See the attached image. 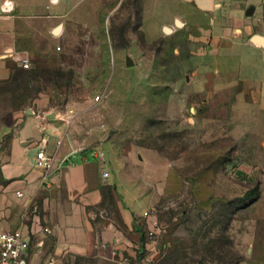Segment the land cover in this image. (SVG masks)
<instances>
[{
	"label": "rangeland",
	"instance_id": "rangeland-1",
	"mask_svg": "<svg viewBox=\"0 0 264 264\" xmlns=\"http://www.w3.org/2000/svg\"><path fill=\"white\" fill-rule=\"evenodd\" d=\"M81 15L56 70L31 66L0 84V127L14 122L13 108L20 118L32 107L101 150L125 199L147 214L137 225L147 248L132 247L125 264H236L228 229L253 194L225 204L217 185L235 167L264 169V141L250 129L261 115L249 93V107L236 100L234 84L252 74L239 49L264 35L263 0H87Z\"/></svg>",
	"mask_w": 264,
	"mask_h": 264
},
{
	"label": "crops",
	"instance_id": "crops-1",
	"mask_svg": "<svg viewBox=\"0 0 264 264\" xmlns=\"http://www.w3.org/2000/svg\"><path fill=\"white\" fill-rule=\"evenodd\" d=\"M86 1L0 0V84L10 82L16 70L23 71L24 57L32 71L56 70L60 55L56 48L71 43L65 36L81 20ZM209 15L214 17V12ZM174 21L176 25L178 20ZM253 35L239 49L240 59L248 58L245 67H253L252 74L238 76L234 84L239 89L236 100L248 106L249 93L250 107L261 115L250 129L257 131L252 135L255 140L263 142L264 46L252 44ZM13 113L14 122L0 127V231L26 236L27 264L51 260L52 264H125L132 247L145 251L147 244L141 242L137 227L145 221L141 218L145 211L125 199L119 172L101 150L72 139L53 112L29 107L20 118L16 108ZM39 147L52 158L49 171L35 166ZM219 179L218 197L225 204L253 194L247 204L234 206L228 229L237 264H264V169L254 172L239 166Z\"/></svg>",
	"mask_w": 264,
	"mask_h": 264
},
{
	"label": "built area",
	"instance_id": "built-area-1",
	"mask_svg": "<svg viewBox=\"0 0 264 264\" xmlns=\"http://www.w3.org/2000/svg\"><path fill=\"white\" fill-rule=\"evenodd\" d=\"M59 50V48H56ZM31 63L27 57L20 60V68L29 70ZM100 100V96L94 98L95 102ZM52 158L45 153L43 147H39L35 155V166L41 170L49 171L52 168ZM107 173H103V177H107ZM147 214L144 213L143 217ZM47 231V230H45ZM149 236H153L154 232L149 231ZM29 249V241L20 231L4 232L0 231V264H27L25 256ZM52 264V260L48 263Z\"/></svg>",
	"mask_w": 264,
	"mask_h": 264
},
{
	"label": "water",
	"instance_id": "water-1",
	"mask_svg": "<svg viewBox=\"0 0 264 264\" xmlns=\"http://www.w3.org/2000/svg\"><path fill=\"white\" fill-rule=\"evenodd\" d=\"M254 10L255 8L253 6L249 7L246 12H245V16L246 17H252L254 14ZM176 26L177 27H183L182 23H178V21H176ZM164 32H166L165 34H168L167 32H169V29H167L166 27H163ZM252 44L263 47L264 46V36H260V35H253L250 40H249ZM131 62L129 61V59H126V65H130Z\"/></svg>",
	"mask_w": 264,
	"mask_h": 264
},
{
	"label": "trees",
	"instance_id": "trees-1",
	"mask_svg": "<svg viewBox=\"0 0 264 264\" xmlns=\"http://www.w3.org/2000/svg\"><path fill=\"white\" fill-rule=\"evenodd\" d=\"M16 71H20V72H28V71H24V70H23V71H21V70H16ZM16 71H15V72H16ZM33 71H35V72H45V71H40V70H33ZM15 72H14V73H15ZM30 72H31V71H30ZM46 72H47V71H46ZM14 73H13V74H14ZM12 79H13V77H12ZM12 79H11V80H12ZM237 263H238V259L236 260V264H237Z\"/></svg>",
	"mask_w": 264,
	"mask_h": 264
},
{
	"label": "bare ground",
	"instance_id": "bare-ground-1",
	"mask_svg": "<svg viewBox=\"0 0 264 264\" xmlns=\"http://www.w3.org/2000/svg\"><path fill=\"white\" fill-rule=\"evenodd\" d=\"M179 23V22H178ZM167 29H169L168 27H166ZM163 32H164V30H163ZM171 32V30L169 29V32H167L168 34ZM164 33H166V32H164Z\"/></svg>",
	"mask_w": 264,
	"mask_h": 264
},
{
	"label": "flooded vegetation",
	"instance_id": "flooded-vegetation-1",
	"mask_svg": "<svg viewBox=\"0 0 264 264\" xmlns=\"http://www.w3.org/2000/svg\"><path fill=\"white\" fill-rule=\"evenodd\" d=\"M249 7H251V6H249ZM249 7H248V8H249ZM248 8H247V9H248ZM247 9H246V10H247ZM246 10H245V12H246ZM170 33H172V30H171V32H170ZM170 33H169V34H170Z\"/></svg>",
	"mask_w": 264,
	"mask_h": 264
}]
</instances>
